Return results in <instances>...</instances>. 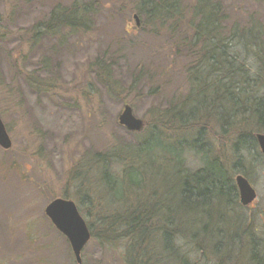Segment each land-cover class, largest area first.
<instances>
[{
  "label": "rangeland",
  "instance_id": "1",
  "mask_svg": "<svg viewBox=\"0 0 264 264\" xmlns=\"http://www.w3.org/2000/svg\"><path fill=\"white\" fill-rule=\"evenodd\" d=\"M73 1L0 0V116L13 142L9 149L0 146V264H78L69 240L47 217L46 206L69 195L90 229L99 232V218L114 208L89 169L90 149L106 151L123 141L134 142L155 123L157 105L188 90L187 67L194 57L187 54V60L182 51L192 30L183 25L184 35L178 39L182 32L174 33L170 26L157 31L141 25L140 18L138 26L134 18L138 0H79L94 7L88 28L65 27L42 41L31 38L33 27L47 21L54 8L70 7ZM193 2L183 1L189 12ZM222 2L229 14L227 29L235 24L243 30L254 20L264 37V0ZM223 38L226 50L244 59L250 74L264 81V42L246 46L235 36ZM102 59L113 62V92L95 77L96 62ZM20 73L29 81H21ZM158 85L170 89L168 94H152ZM126 104L144 120L141 132L119 125L117 117ZM214 131L213 148L219 153L226 150L231 159L235 131L228 137L221 136L219 127ZM197 133L179 136L194 139ZM250 152L244 153L249 172L239 174L250 181L257 198L244 206L238 193L240 207L231 209L235 211L229 212L228 223L232 226L240 216L244 235L264 248V154L259 144ZM190 161L192 170L200 167L197 160ZM81 162L85 167L78 179L75 170ZM172 171L167 166L157 173V189L167 187ZM249 242L243 247L246 257L251 254ZM121 244L91 237L82 264H122ZM246 257L241 264H251ZM208 258L215 260L209 252L201 256L203 263Z\"/></svg>",
  "mask_w": 264,
  "mask_h": 264
},
{
  "label": "trees",
  "instance_id": "2",
  "mask_svg": "<svg viewBox=\"0 0 264 264\" xmlns=\"http://www.w3.org/2000/svg\"><path fill=\"white\" fill-rule=\"evenodd\" d=\"M183 1L137 2L136 15L144 27L151 25L159 31L170 26L180 33L187 25L192 34L185 36L187 48L182 52L187 60L189 54L194 59L187 67L186 93L157 105L156 121L143 135L106 151L90 149L89 169L114 208L103 212L99 232L91 229L92 237L122 242V264H241L247 255L243 253L246 240L251 246L248 263L264 264L263 243L244 235L240 216L232 226L228 223L229 212L235 211L231 209L240 207L235 175L247 176L244 153L256 150V134H264V81L255 79L247 62L231 55L223 41V35H230L246 46L263 45L262 26L251 20L248 29L238 30L235 24L227 29L224 22L229 14L222 0H194L191 12ZM93 10L89 2L79 0L70 7L54 8L47 21L33 27L31 38L42 41L65 27L88 28ZM96 65L95 77L113 92V62L102 59ZM154 88L151 93L156 96L170 90L161 85ZM217 127L223 137L235 131L231 159L226 150L219 153L212 146L210 134ZM193 131L198 132L194 139L179 136ZM190 159L200 167L192 170ZM82 166L83 162L75 170L78 179L83 178ZM167 166L173 176L159 190L154 179ZM208 252L215 260L208 258L203 263L201 256Z\"/></svg>",
  "mask_w": 264,
  "mask_h": 264
},
{
  "label": "water",
  "instance_id": "3",
  "mask_svg": "<svg viewBox=\"0 0 264 264\" xmlns=\"http://www.w3.org/2000/svg\"><path fill=\"white\" fill-rule=\"evenodd\" d=\"M137 25L140 20L138 15H134ZM118 123L130 132H141L145 122L139 118L129 104L123 106L118 114ZM256 139L261 152L264 154V134H256ZM0 146L9 149L12 140L3 119L0 116ZM236 186L239 193L240 203L244 206L251 204L256 198L257 193L250 181L242 174L235 177ZM47 217L53 225L67 237L72 247V251L78 264H82V252L92 237L91 229L82 216L76 202L70 198H55L45 208Z\"/></svg>",
  "mask_w": 264,
  "mask_h": 264
},
{
  "label": "flooded vegetation",
  "instance_id": "4",
  "mask_svg": "<svg viewBox=\"0 0 264 264\" xmlns=\"http://www.w3.org/2000/svg\"><path fill=\"white\" fill-rule=\"evenodd\" d=\"M12 145H13V142H12Z\"/></svg>",
  "mask_w": 264,
  "mask_h": 264
},
{
  "label": "bare ground",
  "instance_id": "5",
  "mask_svg": "<svg viewBox=\"0 0 264 264\" xmlns=\"http://www.w3.org/2000/svg\"><path fill=\"white\" fill-rule=\"evenodd\" d=\"M164 235V234H163Z\"/></svg>",
  "mask_w": 264,
  "mask_h": 264
}]
</instances>
